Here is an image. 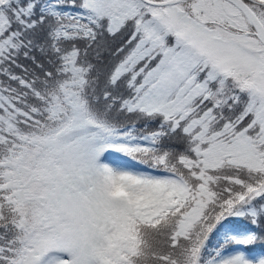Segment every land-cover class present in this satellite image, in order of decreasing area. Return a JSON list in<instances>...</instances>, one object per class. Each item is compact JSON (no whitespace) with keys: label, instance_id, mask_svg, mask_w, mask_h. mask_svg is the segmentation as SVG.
<instances>
[{"label":"snow or ice","instance_id":"snow-or-ice-1","mask_svg":"<svg viewBox=\"0 0 264 264\" xmlns=\"http://www.w3.org/2000/svg\"><path fill=\"white\" fill-rule=\"evenodd\" d=\"M0 264H264V0H0Z\"/></svg>","mask_w":264,"mask_h":264}]
</instances>
